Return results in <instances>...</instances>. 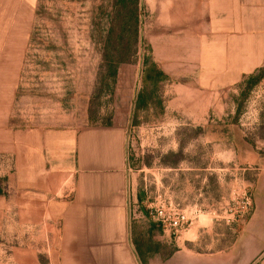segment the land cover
Instances as JSON below:
<instances>
[{
  "label": "rangeland",
  "instance_id": "1",
  "mask_svg": "<svg viewBox=\"0 0 264 264\" xmlns=\"http://www.w3.org/2000/svg\"><path fill=\"white\" fill-rule=\"evenodd\" d=\"M134 8L117 0H43L11 125L125 126L129 229L147 261L168 259L201 228L235 237L264 215V69L252 86L213 96L181 90L176 80L149 85L151 104L136 111L152 50L144 39L149 14L142 10L136 26ZM107 44L127 48L115 78ZM180 216L188 222L180 233L161 222Z\"/></svg>",
  "mask_w": 264,
  "mask_h": 264
},
{
  "label": "crops",
  "instance_id": "2",
  "mask_svg": "<svg viewBox=\"0 0 264 264\" xmlns=\"http://www.w3.org/2000/svg\"><path fill=\"white\" fill-rule=\"evenodd\" d=\"M42 2L0 0V264H143L129 229L126 127L11 125ZM139 8L163 85L213 96L264 69V0H140ZM202 229L147 264H264V215L235 237Z\"/></svg>",
  "mask_w": 264,
  "mask_h": 264
},
{
  "label": "trees",
  "instance_id": "3",
  "mask_svg": "<svg viewBox=\"0 0 264 264\" xmlns=\"http://www.w3.org/2000/svg\"><path fill=\"white\" fill-rule=\"evenodd\" d=\"M119 6L123 9H127L129 4L134 5V12H133V20L136 26L140 23V0H117ZM122 17V14H120ZM120 38V37H119ZM139 38V31L138 29L135 30V39L138 44ZM122 39V37H121ZM127 52V48L125 47H114L112 44H107L104 50V59L109 63L110 66L109 71L113 78L117 76L118 67L122 64L123 56ZM138 52V47L135 49L133 48L132 56L136 55ZM145 71L143 76V83L145 88L138 96L137 103H136V111L143 110L148 108L151 104L152 97L148 94L146 87L151 85L153 87L159 86L161 83H164L167 80L166 75L155 65L153 64L148 58H145ZM260 80V78L258 79ZM257 81L255 78H251L249 80V84L252 86ZM143 264H147L146 259H142Z\"/></svg>",
  "mask_w": 264,
  "mask_h": 264
},
{
  "label": "built area",
  "instance_id": "4",
  "mask_svg": "<svg viewBox=\"0 0 264 264\" xmlns=\"http://www.w3.org/2000/svg\"><path fill=\"white\" fill-rule=\"evenodd\" d=\"M163 219V218H162ZM161 220V222L164 224L165 227L170 228L173 230L175 233H180V231H183L184 225L188 224L186 218L184 216H180L177 220ZM189 221V220H188Z\"/></svg>",
  "mask_w": 264,
  "mask_h": 264
}]
</instances>
